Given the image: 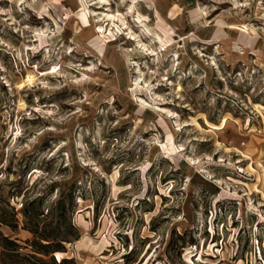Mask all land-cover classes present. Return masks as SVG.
Returning a JSON list of instances; mask_svg holds the SVG:
<instances>
[{
	"label": "rangeland",
	"instance_id": "374dc122",
	"mask_svg": "<svg viewBox=\"0 0 264 264\" xmlns=\"http://www.w3.org/2000/svg\"><path fill=\"white\" fill-rule=\"evenodd\" d=\"M0 264H264V0H0Z\"/></svg>",
	"mask_w": 264,
	"mask_h": 264
},
{
	"label": "trees",
	"instance_id": "16d2710c",
	"mask_svg": "<svg viewBox=\"0 0 264 264\" xmlns=\"http://www.w3.org/2000/svg\"><path fill=\"white\" fill-rule=\"evenodd\" d=\"M1 222V221H0Z\"/></svg>",
	"mask_w": 264,
	"mask_h": 264
}]
</instances>
